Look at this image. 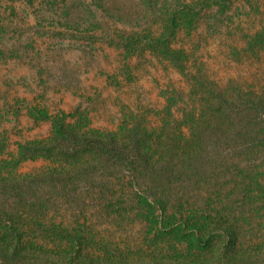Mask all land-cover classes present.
I'll return each mask as SVG.
<instances>
[{
    "label": "trees",
    "instance_id": "obj_1",
    "mask_svg": "<svg viewBox=\"0 0 264 264\" xmlns=\"http://www.w3.org/2000/svg\"><path fill=\"white\" fill-rule=\"evenodd\" d=\"M170 16L171 32L174 10ZM170 59L189 91L163 90L162 110H123L118 128L107 130L93 127L81 106L66 112L29 104L28 118L49 124V133L13 151L0 135L5 264H264V89L223 86L184 66L179 54ZM120 76L134 80L129 69ZM118 77L109 80L119 85ZM37 161L44 165L21 171ZM91 186L107 195L86 196ZM90 209L141 214L155 236L141 247H109L95 244L85 224L67 227L52 216ZM160 237L164 246L153 243Z\"/></svg>",
    "mask_w": 264,
    "mask_h": 264
},
{
    "label": "rangeland",
    "instance_id": "obj_2",
    "mask_svg": "<svg viewBox=\"0 0 264 264\" xmlns=\"http://www.w3.org/2000/svg\"><path fill=\"white\" fill-rule=\"evenodd\" d=\"M172 54L223 86L234 81L261 91L264 0H0V135L13 151L17 143L49 133V124L36 126L28 118L29 104L66 112L81 106L93 127L107 130L118 128L123 110H162L163 90L189 91ZM128 69L134 75L131 83L120 76ZM115 75L119 85L109 80ZM149 120L156 126L154 116ZM43 165L27 162L21 171ZM88 189L83 192L89 197L107 195L99 187ZM52 216L67 227L85 224L95 244L109 247H141L155 236L134 212L109 216L96 209L84 215L61 210ZM180 239L177 245L186 247ZM153 243L164 246L167 240ZM0 264L5 263L0 259Z\"/></svg>",
    "mask_w": 264,
    "mask_h": 264
}]
</instances>
